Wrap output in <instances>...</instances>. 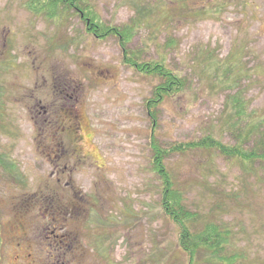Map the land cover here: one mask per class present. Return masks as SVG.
I'll use <instances>...</instances> for the list:
<instances>
[{"label":"rangeland","instance_id":"rangeland-1","mask_svg":"<svg viewBox=\"0 0 264 264\" xmlns=\"http://www.w3.org/2000/svg\"><path fill=\"white\" fill-rule=\"evenodd\" d=\"M30 1L0 0V155L21 176L0 165L4 264H264V165L213 150L169 156L173 188L198 215L190 229L230 231L221 256L199 245L190 261L151 150L153 130L168 150L208 136L236 145L237 101L264 119V0H89L120 28L136 2L154 8L129 48L185 80L156 124L145 105L158 80L124 65L117 39Z\"/></svg>","mask_w":264,"mask_h":264},{"label":"trees","instance_id":"trees-1","mask_svg":"<svg viewBox=\"0 0 264 264\" xmlns=\"http://www.w3.org/2000/svg\"><path fill=\"white\" fill-rule=\"evenodd\" d=\"M56 8L63 7L69 10L76 11L79 20L85 26V33L92 35L96 39H103L107 37H114L117 39L119 47L123 53L124 65L134 69L137 73L149 77H154L158 80V85L154 87L153 99H149L146 103V110L153 121V124L157 123V117L153 114L159 108L160 102L164 100V96H173L174 93L181 90L184 83L183 77L174 73L172 69L167 65L165 57L160 60L147 61L144 59L145 50H131L129 48L130 42L138 35V32L146 27L148 20L153 16L154 8L150 5H142L141 2L135 3L136 18L131 22V25L126 27H113L107 26L101 22L94 5L90 4L89 0H31L29 3V9L34 12L38 9H43L45 6L50 5ZM81 5V7H80ZM46 8L45 12H50L51 9ZM69 8V9H68ZM35 13V12H34ZM48 15V14H45ZM98 17V18H97ZM97 32V33H96ZM98 32H103L99 34ZM169 45L173 46V42L168 40ZM237 101V100H236ZM232 105L231 118L229 124L232 126V135L237 139L236 145H228L216 140L213 136H208L199 141H191L188 143L174 144L169 150L162 148L161 144L157 142L155 131L153 130L151 147L154 153L152 157L153 171L163 178L162 185V207L167 219H170L179 227V241L180 245L185 252L190 255V261L193 257V247L203 245H210L215 254L220 256L226 250V244L224 242L229 238L230 231H220L216 224L204 227V230L199 232H193L189 225H193L198 218V215L191 211L184 203V198L181 196L179 190L173 188V178L167 169L166 162L169 156H175L176 154H185L188 151L197 149L200 151L213 150L217 151L220 156L227 160H237L242 165H254L255 163H261L264 165V119H254L252 113L245 110V106L239 102V107ZM235 109V110H233ZM246 111V112H245ZM245 112V113H244ZM244 113V115H243ZM255 136V137H254ZM254 137V138H253ZM153 142V143H152ZM0 165H2L10 175L21 180V176L18 173L15 166L8 161L4 155H0ZM248 171H252V167L248 166ZM195 244V245H194ZM194 245V246H193ZM236 260V259H235Z\"/></svg>","mask_w":264,"mask_h":264},{"label":"flooded vegetation","instance_id":"flooded-vegetation-1","mask_svg":"<svg viewBox=\"0 0 264 264\" xmlns=\"http://www.w3.org/2000/svg\"><path fill=\"white\" fill-rule=\"evenodd\" d=\"M1 234H2V232H1V228H0V236H1ZM62 243H64V242H62ZM2 247H3V245H2V238H1L0 239V264H4V259H3L4 258V251H3V248Z\"/></svg>","mask_w":264,"mask_h":264}]
</instances>
